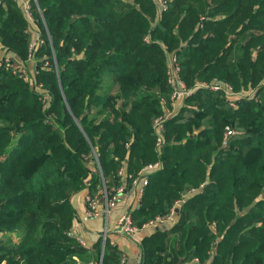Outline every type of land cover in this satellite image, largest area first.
Segmentation results:
<instances>
[{
	"label": "trees",
	"instance_id": "trees-1",
	"mask_svg": "<svg viewBox=\"0 0 264 264\" xmlns=\"http://www.w3.org/2000/svg\"><path fill=\"white\" fill-rule=\"evenodd\" d=\"M28 1L45 39L36 81L0 65V264L87 262L73 195L114 192L123 168L157 160L133 221L177 207L179 218L144 237L141 264H264V0ZM30 29L22 2L0 0V48L27 60ZM170 53L189 88L218 80L255 95L234 106L196 89L157 149ZM95 247L94 264L102 248L101 264L120 263L108 240Z\"/></svg>",
	"mask_w": 264,
	"mask_h": 264
},
{
	"label": "crops",
	"instance_id": "crops-1",
	"mask_svg": "<svg viewBox=\"0 0 264 264\" xmlns=\"http://www.w3.org/2000/svg\"><path fill=\"white\" fill-rule=\"evenodd\" d=\"M24 2V0H19ZM31 35L32 38H37L40 34L39 25L36 21L31 23ZM8 51L7 49H5ZM5 50H0V59L5 55ZM17 60L22 59L15 54L13 51H8ZM26 63V62H25ZM29 72L34 75L37 71V63L29 61L26 63ZM172 110L169 112L170 116L177 113L182 106L180 101L173 100L171 102ZM123 180L126 190L121 195L118 203L112 207L108 213H105L103 193V185L99 190L93 194V196H98L101 201L100 209L103 214L99 216H89L87 214V196L90 194L89 188L80 190L78 193L74 194L71 201L76 209V217L73 224V235L79 240L83 248L87 249V262L78 259L75 264H94L98 259L100 249L96 248V243L103 238V242L108 240L113 246H115L120 252V263L119 264H141L143 259V249L141 242L147 235H151L157 230H166L171 228L179 218V211L174 214L172 219H169L162 223H155L146 225V223L139 227L138 232L135 234L134 238L117 231V220L121 214L126 212H133L141 204V199L143 193H140V187L142 183L134 184L130 180V184H127V172L126 168L123 169ZM146 187V186H145ZM145 190V188H144ZM92 195V194H91ZM104 236H106L104 238ZM15 240L18 237L15 236ZM104 245V244H103ZM103 249V248H102ZM103 260V254L100 255V264Z\"/></svg>",
	"mask_w": 264,
	"mask_h": 264
},
{
	"label": "built area",
	"instance_id": "built-area-1",
	"mask_svg": "<svg viewBox=\"0 0 264 264\" xmlns=\"http://www.w3.org/2000/svg\"><path fill=\"white\" fill-rule=\"evenodd\" d=\"M157 3V6L159 7V10L162 11L167 8V3L165 0H155ZM37 3V0H35ZM38 4V3H37ZM23 12L26 16V18L32 23L34 20V14L32 10V5L28 0H24L22 3ZM41 13V11H40ZM41 17L43 22H45V18L41 13ZM148 40V37L146 38ZM44 43V39L39 34L37 38H32L30 42V49H29V55L27 60H17L14 56H12L8 51L5 50V48H0V50H5V55L0 59V65L2 63H5L8 66H11L13 68V71L19 76H21L24 80L30 81L35 83L34 75L30 74L28 72V67L26 65L27 62L35 60V53L38 49V47ZM26 62V63H25ZM168 74H167V80L170 86L173 88L172 92V99L175 101H183L186 97L190 96L196 89L208 87L213 90H222L227 96L235 97L230 100L231 105L236 106L237 105V99L241 97L251 96L253 97L255 95V91H245V92H236L233 90V87L225 83L223 81H212L210 83H202V84H195V86L189 88L186 86L185 82L182 80L180 72L181 68L179 65V61L177 59V56L175 53H170L168 55ZM170 117V113H166L164 115H160L155 119V130L157 133V141H156V147L157 149H160L161 144L164 139V122L167 118ZM234 134V130L231 128L227 129V132L225 134V143L227 138L230 135ZM162 168V162L160 160H157L155 162H151L147 164L145 167L141 168L136 174H128L127 177L131 179L132 183L138 184L142 183L140 187V193L142 194L144 192L145 186L148 184V174L152 171H156ZM123 174V170L121 172ZM126 190V186L124 184L119 185L116 187L115 191L110 193L104 183L103 186V193H104V205H105V213L108 216V213L110 211L111 207H114L118 201L121 198V195ZM182 200L181 202H183ZM101 201L98 196H93L89 194L87 196V214L89 216H99L100 214H103V211L100 209ZM175 214V208L171 210L170 213L167 215H159L156 218L150 220L146 223V225L149 224H155V223H162L169 219H172ZM139 226L136 225L132 218L131 212H126L120 215V217L117 220V231L124 233L128 235L129 237L135 236V234L138 232ZM106 236H104L105 238Z\"/></svg>",
	"mask_w": 264,
	"mask_h": 264
},
{
	"label": "rangeland",
	"instance_id": "rangeland-1",
	"mask_svg": "<svg viewBox=\"0 0 264 264\" xmlns=\"http://www.w3.org/2000/svg\"><path fill=\"white\" fill-rule=\"evenodd\" d=\"M22 3H23V1H22ZM44 39V38H43ZM45 40V39H44ZM33 62H36L37 63V60H36V58H35V60L33 59L32 60ZM28 72H29V69H28ZM30 73V72H29ZM31 74V73H30ZM253 91H255V90H253ZM180 101V100H179ZM184 101V100H183ZM183 101H180L182 104H183ZM124 169V168H123ZM105 183V182H104ZM106 185V184H105ZM110 193H112V192H110ZM182 200H179V201H177V203H176V205H178V206H180L181 205V202ZM112 208V207H111ZM110 208V209H111ZM178 208V207H177ZM176 209V208H175ZM167 215V214H166ZM159 216V215H158ZM157 217V216H156ZM155 217V218H156ZM105 242H103V244H104ZM103 251H104V248L102 249V254H103Z\"/></svg>",
	"mask_w": 264,
	"mask_h": 264
},
{
	"label": "water",
	"instance_id": "water-1",
	"mask_svg": "<svg viewBox=\"0 0 264 264\" xmlns=\"http://www.w3.org/2000/svg\"><path fill=\"white\" fill-rule=\"evenodd\" d=\"M175 211H177V212H178V211H179V209H178V208H176V209H175Z\"/></svg>",
	"mask_w": 264,
	"mask_h": 264
}]
</instances>
